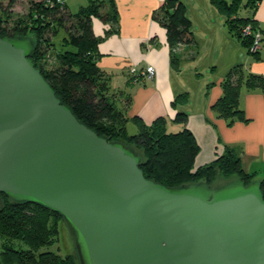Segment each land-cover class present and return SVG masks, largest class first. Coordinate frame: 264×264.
<instances>
[{
	"label": "water",
	"instance_id": "water-1",
	"mask_svg": "<svg viewBox=\"0 0 264 264\" xmlns=\"http://www.w3.org/2000/svg\"><path fill=\"white\" fill-rule=\"evenodd\" d=\"M34 48L0 35V199L63 216L81 264H264L261 179L167 187L146 178L140 155L61 101Z\"/></svg>",
	"mask_w": 264,
	"mask_h": 264
},
{
	"label": "trees",
	"instance_id": "trees-1",
	"mask_svg": "<svg viewBox=\"0 0 264 264\" xmlns=\"http://www.w3.org/2000/svg\"><path fill=\"white\" fill-rule=\"evenodd\" d=\"M210 1L225 15L229 33L248 48L254 31H261L257 20L252 16L260 0ZM108 4L111 8L108 14L100 12L103 2L97 0H90L76 13H70L65 4L49 7L45 0H37L33 8L40 16L31 14L32 23L26 22L24 17L16 19L13 23V30L18 31L16 34L9 35L0 26V35L29 37L35 45L31 58L56 95L79 121L98 135L113 142H121L140 155V168L146 178L167 187L198 181L213 185V180L217 178L225 181L236 178L245 183L254 179L256 173H246L242 169L239 155L230 147H225L223 153L210 163L194 169L199 146L192 132L185 126L187 114L184 111H177L174 115L173 121L184 125L177 132L167 131V119L164 116L155 118L150 124L133 116L131 121L137 126V132L127 133L128 118L124 109L116 104L114 95L109 93L110 76L97 64L100 38L94 35L91 26L93 17L102 21H117L114 1L108 0ZM241 8L251 9L252 12L249 16H240ZM6 11L7 7L0 2V23L8 21ZM156 18L165 29L170 49L179 43L193 42L191 21L181 0H164ZM248 24L252 33L248 37L242 36L241 28ZM29 27L32 37L24 34ZM61 29L64 30V35L60 38L59 46H56L54 38ZM108 33L109 31L106 32ZM51 49L54 50L53 53L48 54ZM254 54L258 55V51ZM48 57L53 58L54 64L50 69H45ZM170 62L177 68L179 59L173 51H170ZM242 87L264 91V76L246 72L241 64H235L227 70L221 81L222 94L211 108L218 117L227 120L228 124L235 120H248L239 106ZM125 97L128 102L129 96ZM187 100V93H180L173 98L171 105L175 107ZM261 189L264 194V177L261 179ZM60 219L64 220L63 216L43 205L15 202L1 194L2 264H78L71 255L61 256L48 250L40 251L41 247L54 241Z\"/></svg>",
	"mask_w": 264,
	"mask_h": 264
},
{
	"label": "crops",
	"instance_id": "crops-1",
	"mask_svg": "<svg viewBox=\"0 0 264 264\" xmlns=\"http://www.w3.org/2000/svg\"><path fill=\"white\" fill-rule=\"evenodd\" d=\"M89 1L65 0L66 10L76 13ZM97 1L103 2L100 8L102 14L111 12L108 0ZM113 1L117 21H102L93 17L91 26L94 35L100 38L97 64L110 76V94L129 96L126 109L122 108L121 99L114 98L116 104L124 109L128 122H132L133 116H138L145 124H150L155 118L164 116L167 131L177 132L184 125L174 122L173 118L177 111H184L187 114L185 126L199 146L194 169L210 163L223 153L225 147H230L239 155L242 169L246 173H256L255 178L262 179L264 91L241 88L239 106L248 119L246 122L235 120L228 124L227 120L214 113L211 106L221 96V81L234 63L241 64L246 72L264 76V46L257 49L258 55L248 52V48L229 33L225 15L210 0H181L191 21L194 40L179 43L170 49L165 29L156 18L164 0ZM252 16L257 20L264 38V0L257 3ZM239 44L245 48L247 55H243ZM215 50L221 51L217 64H213L211 54ZM170 51L179 59L177 68L171 65ZM202 51H208L211 59L203 64L200 63L204 55ZM148 65L154 67L153 79L135 82L134 77L140 76ZM201 65L209 73L203 74ZM184 75L186 80H195L197 93L191 92L190 84L183 80ZM180 93H187L188 100L173 107L171 102Z\"/></svg>",
	"mask_w": 264,
	"mask_h": 264
},
{
	"label": "rangeland",
	"instance_id": "rangeland-1",
	"mask_svg": "<svg viewBox=\"0 0 264 264\" xmlns=\"http://www.w3.org/2000/svg\"><path fill=\"white\" fill-rule=\"evenodd\" d=\"M36 1L37 0H0L2 5L7 7L6 14L8 15L7 16L8 17V19H7L8 21H2L0 23L1 24L0 26L4 29V31L7 34H9V35L10 34H16L18 32L17 30H13V23H14V21H16V19H21V17H24L26 19V22H29V23L31 22L32 23V20H31L32 17L30 16L31 14L40 16L39 13L36 12L34 10V8H33V6H34ZM251 12H252L251 9L241 8L239 10V15L240 16H246L247 14H250ZM40 14H42V13H40ZM245 26H243L241 28V35L248 37L250 35V33H246L244 31V27ZM30 30H31L30 27L28 29H26V31L24 32L25 36L32 37L31 36L32 34L30 33L31 32ZM63 31L64 30L61 29L58 32V34L56 35V37L54 38V41L57 43L56 46H59L60 38L64 35ZM256 31H254V33H257ZM259 33H260V38H259V41H260L259 47H260V46H264V38L262 36V32L259 31ZM254 41H255V39L253 37L252 43L248 47V52H250L252 54H254L256 52V50H257L255 48V46H254ZM239 47H240L239 49L242 50L243 55H247V53L245 51V48L243 46H241L240 44H239ZM53 51L54 50L51 49L48 54L53 53ZM175 52H176V50H175ZM220 53H221V51H219V50H215L213 53H211L213 55V58H212V60L214 61L213 64H215V63L217 64V59H218V62H219ZM201 54L202 55L204 54V55L201 57L200 63L203 64L204 62L206 63V62H208V60L209 61L211 60V59H209L210 53L208 51L205 52V53L202 51ZM223 60H222V62H223ZM45 63H47V65H45V69H50V67L53 66L52 63L54 64L53 58L52 57H48V59H47V61ZM234 64H236V63H234ZM192 71H194V70H192ZM201 71H202L203 74L209 73V70L208 69H203L202 65H201ZM185 76L186 75H184V79L183 80H184V82L188 81V83L190 84L188 86H190L191 92L192 93H197L198 92V86L196 85L195 80H193V82L191 80H186ZM191 76H193V75H191ZM203 77L205 78L206 75L203 76ZM145 80L146 79H144L141 76L134 77V81L135 82H139L140 83V82H143ZM109 93H110V89H109ZM114 98H117V100L121 99L120 101L122 102V105H123L122 108L126 109L127 100H126L125 95H121L120 96L118 94H115ZM127 122H126V124H127L126 125V128H127L126 131H127V133H129V134L136 133L137 132V126L135 124H133L132 122H128V123ZM169 128H170V126H169ZM224 181L225 180H223V178H217L216 180H213L212 184L213 185H217V184H220V183H222ZM57 227H58V232H57V235L54 238V241L50 245H46V246L41 247L40 251L48 250V251L55 252V253H57V254H59L61 256H64V255L68 254V255L73 256L75 261L78 264H81L80 256H79V252H78V248H77V243H76V238H75V235H74L72 229L70 228L68 223L65 220H63V219L58 220V226ZM1 253H2V248H1V245H0V264H2V262H1Z\"/></svg>",
	"mask_w": 264,
	"mask_h": 264
},
{
	"label": "built area",
	"instance_id": "built-area-1",
	"mask_svg": "<svg viewBox=\"0 0 264 264\" xmlns=\"http://www.w3.org/2000/svg\"><path fill=\"white\" fill-rule=\"evenodd\" d=\"M45 4L48 5L49 7H52L54 4L64 5L65 4V0H54V1L53 0H45ZM244 31L246 33H250V34L252 33L251 27H250L249 24L244 27ZM259 31L257 30L256 31L257 33H253L254 39H255L254 46H255L256 49H258L259 43H260V41H259V38H260ZM154 74H155L154 67L152 65H148V66L145 67L144 70L141 71L140 76L143 77L146 80H151L154 77Z\"/></svg>",
	"mask_w": 264,
	"mask_h": 264
}]
</instances>
